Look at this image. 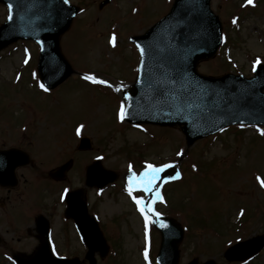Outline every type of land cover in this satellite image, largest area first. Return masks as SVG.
<instances>
[{
    "label": "rangeland",
    "instance_id": "1",
    "mask_svg": "<svg viewBox=\"0 0 264 264\" xmlns=\"http://www.w3.org/2000/svg\"><path fill=\"white\" fill-rule=\"evenodd\" d=\"M70 1L81 13L60 41L77 73L62 84L50 91L41 87L33 42L19 40L0 51V149H22L32 162L16 168L15 186H0V264H14L11 254L30 255L38 247L37 214L50 220L54 251L87 264L85 246L62 218L67 189L83 190L109 244L105 258L95 254L98 264H156L160 237L148 216L146 226L136 203L145 193L131 187L130 178L143 174L158 179L152 212L184 227L178 264L194 258L234 264L223 250L264 234V138H259L264 128L230 126L187 146L178 127L125 122L121 95L134 79L138 58L128 37L144 32L173 0ZM211 8L228 42L213 59L200 62L198 71L251 76L264 59V0H211ZM5 18L0 4V23ZM89 75L105 83L94 85L85 79ZM82 136L90 139L87 151L77 150ZM139 154L141 166L134 163ZM96 158L116 173L100 188L84 184L86 168ZM68 159L65 177L53 180L49 172ZM149 165L162 170L153 172ZM185 226H191L188 233ZM243 264H264V249Z\"/></svg>",
    "mask_w": 264,
    "mask_h": 264
},
{
    "label": "water",
    "instance_id": "2",
    "mask_svg": "<svg viewBox=\"0 0 264 264\" xmlns=\"http://www.w3.org/2000/svg\"><path fill=\"white\" fill-rule=\"evenodd\" d=\"M10 4L9 18L6 23L0 26V48L18 37L36 36L43 45L41 52L40 69L45 70L47 65L54 61H63L59 51L58 38L70 25L72 16L77 8L65 3V0H0ZM209 0H175L170 12L149 29L144 36L135 37L141 52L140 76L137 80L139 90L133 92L128 99V108L132 104L131 110L135 115L143 112L158 124L184 123L182 128L187 133L189 144L195 138L202 135L197 130L188 128L192 124L196 112L193 105L190 106L188 116H177L181 109V93L191 94L196 91L197 78H207L196 73V64L200 59H205L213 55L219 39V23L217 17L210 11ZM139 39V40H138ZM186 69V74L181 70ZM264 73V65L258 66L256 77L246 80L247 82L257 81L258 76ZM236 80H242L240 76L227 75ZM223 78V77H222ZM211 79V78H208ZM221 79V78H220ZM262 83L261 85H263ZM256 95L259 98V105L252 109L237 111L240 116L232 120L221 119L216 121L214 126H210V132L219 127L233 122H262L264 123V94L261 87ZM185 99V96H184ZM245 99L240 100L243 102ZM254 106L252 101L243 108ZM225 107L221 113L227 112ZM256 113H259L257 116ZM170 114V115H169ZM135 115L133 117H135ZM174 116V120L166 119ZM210 120L211 114H208ZM128 119H133L130 112ZM178 119L179 121H177ZM237 119V120H236ZM261 119V120H258ZM197 121V120H196ZM89 147L88 139H82L80 148ZM26 161V160H25ZM24 159H14L10 152H0V173H11L15 165L24 164ZM98 165V163H96ZM67 164L58 169L59 172L66 170ZM59 174H57L58 176ZM109 177L107 180H112ZM105 180L104 182H106ZM81 191H74L68 195L69 207L67 214L80 222L82 234L89 247L88 257L93 255L97 248L95 243H100L101 254L106 252V244L102 238L96 223L92 219H86L85 206L81 199ZM80 208V213L76 212ZM84 219L91 222L92 226L84 225ZM166 227H162V241L158 254L160 264H177V246L182 237V230L178 224L168 220ZM37 230L41 238L40 247L29 257L15 255L18 264H78L77 259H55L51 256L47 241V224L38 218L36 221ZM254 243L249 251L242 254V258L248 257L264 244V237H255L248 241ZM242 244V243H240ZM239 244V245H240ZM235 255V254H234ZM233 253L228 255L229 259H234ZM90 264H95L94 259H90ZM189 264H196L195 261ZM202 264H214L209 260Z\"/></svg>",
    "mask_w": 264,
    "mask_h": 264
},
{
    "label": "snow or ice",
    "instance_id": "3",
    "mask_svg": "<svg viewBox=\"0 0 264 264\" xmlns=\"http://www.w3.org/2000/svg\"><path fill=\"white\" fill-rule=\"evenodd\" d=\"M65 3H67V0H65ZM249 3H251V0H249ZM85 79H93L94 80V78H92V77H85ZM95 82L105 83L104 81H95ZM41 87L43 88L44 86L41 85ZM121 118H123V109H121ZM77 131L79 132V129H77ZM148 167L153 172H157V171L162 170V169H159V168H154L152 165H149ZM165 167H167V165H165ZM129 194H131V189H129ZM136 203L139 205L140 201L139 200H136ZM141 211L143 212L144 209H141ZM147 222H148V217H147V215H145V224H146V226H147ZM162 226H165L166 227V225H162ZM147 258H148V254H147V251H146L145 252V259H147Z\"/></svg>",
    "mask_w": 264,
    "mask_h": 264
},
{
    "label": "bare ground",
    "instance_id": "4",
    "mask_svg": "<svg viewBox=\"0 0 264 264\" xmlns=\"http://www.w3.org/2000/svg\"><path fill=\"white\" fill-rule=\"evenodd\" d=\"M113 88L119 91V90H123L124 86H113Z\"/></svg>",
    "mask_w": 264,
    "mask_h": 264
}]
</instances>
